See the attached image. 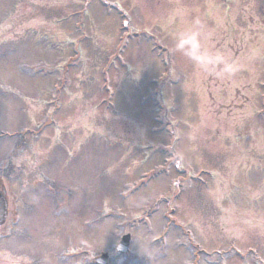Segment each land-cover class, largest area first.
Segmentation results:
<instances>
[{"label": "rangeland", "instance_id": "374dc122", "mask_svg": "<svg viewBox=\"0 0 264 264\" xmlns=\"http://www.w3.org/2000/svg\"><path fill=\"white\" fill-rule=\"evenodd\" d=\"M1 186L0 264H264V0H0Z\"/></svg>", "mask_w": 264, "mask_h": 264}, {"label": "water", "instance_id": "95a60500", "mask_svg": "<svg viewBox=\"0 0 264 264\" xmlns=\"http://www.w3.org/2000/svg\"><path fill=\"white\" fill-rule=\"evenodd\" d=\"M7 216V199L4 197V192L0 191V226L4 224ZM130 242V235L126 234L122 237L121 241L119 242L117 249L123 252L128 250ZM108 254L103 253L95 260L100 264H107Z\"/></svg>", "mask_w": 264, "mask_h": 264}, {"label": "clouds", "instance_id": "9594fccd", "mask_svg": "<svg viewBox=\"0 0 264 264\" xmlns=\"http://www.w3.org/2000/svg\"><path fill=\"white\" fill-rule=\"evenodd\" d=\"M183 44H184V38H181V41H180V43H178V47H182V46H183Z\"/></svg>", "mask_w": 264, "mask_h": 264}, {"label": "flooded vegetation", "instance_id": "af4514ba", "mask_svg": "<svg viewBox=\"0 0 264 264\" xmlns=\"http://www.w3.org/2000/svg\"><path fill=\"white\" fill-rule=\"evenodd\" d=\"M24 142V141H23ZM1 187H3V186H1ZM1 189V188H0Z\"/></svg>", "mask_w": 264, "mask_h": 264}]
</instances>
